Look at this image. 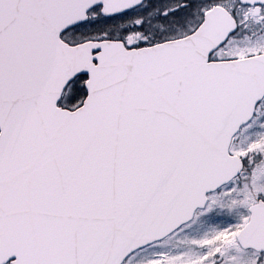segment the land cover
Here are the masks:
<instances>
[{
    "label": "snow or ice",
    "instance_id": "6c2138e0",
    "mask_svg": "<svg viewBox=\"0 0 264 264\" xmlns=\"http://www.w3.org/2000/svg\"><path fill=\"white\" fill-rule=\"evenodd\" d=\"M0 264H264V0H0Z\"/></svg>",
    "mask_w": 264,
    "mask_h": 264
}]
</instances>
